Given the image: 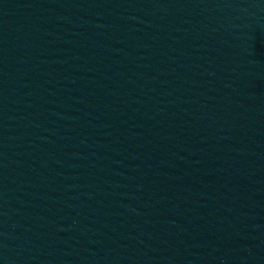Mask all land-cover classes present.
<instances>
[{
	"label": "water",
	"instance_id": "obj_1",
	"mask_svg": "<svg viewBox=\"0 0 264 264\" xmlns=\"http://www.w3.org/2000/svg\"><path fill=\"white\" fill-rule=\"evenodd\" d=\"M0 264H264V0H0Z\"/></svg>",
	"mask_w": 264,
	"mask_h": 264
}]
</instances>
